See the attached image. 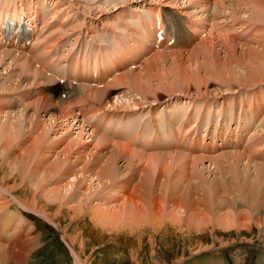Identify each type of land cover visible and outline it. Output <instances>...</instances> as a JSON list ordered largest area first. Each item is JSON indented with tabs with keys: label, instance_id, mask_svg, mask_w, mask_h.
I'll return each mask as SVG.
<instances>
[{
	"label": "bare ground",
	"instance_id": "1",
	"mask_svg": "<svg viewBox=\"0 0 264 264\" xmlns=\"http://www.w3.org/2000/svg\"><path fill=\"white\" fill-rule=\"evenodd\" d=\"M91 1H94V0H91ZM115 1H116V4H114L111 12L112 13L117 12L122 15H127L130 11V9L128 11V8H130L131 6L136 7L137 9L136 11L138 12L139 8L143 7V5L151 4L154 1L161 2L162 0H153L152 2H150L149 0H108L107 2L105 1L106 2L105 5L107 4L108 6L109 4H112ZM163 1L172 2L174 0H163ZM194 1L196 0H187L186 2L193 3ZM203 1L207 2V0H203ZM37 2L38 0H33V3H37ZM186 2L184 3L181 2L182 6L186 5L187 4ZM11 3L12 2H9V4L1 6L0 21L4 17H7V16H12L19 20L20 16L24 14L25 12L33 11L32 14H34L33 8H29V7L26 8L22 3H20L19 6H17L16 4H11ZM9 5H10V8L8 9ZM240 5L244 6L245 8L244 10H250L251 12V15L248 16L247 18L248 19V21L246 22L247 24L244 23V21L239 20L241 21L239 27L243 28L242 33L244 34L246 31H250V35L251 33H253L254 35V37L250 36L249 34H248L249 37L246 35L244 37L245 43H241L240 41L235 42L234 40H232L233 38L238 39L240 36L237 34L235 35V33L231 35V39L225 38L224 36L220 37L218 36V34L216 35L214 33H210L206 38L202 39L198 47H196L191 53H186V55L183 53L177 54V55H174L173 59L168 58L169 55H165V54H157L149 58L145 62V64L142 65L140 69L131 71L122 78L123 85L125 83L132 91L135 92V95L137 96L136 99H132V102L128 101V104H124V103H127L126 101L119 102V100H121L122 97H114L116 98V102H115L116 104H113L111 102L112 94L111 92H108L106 89H95V90H92L91 92H87V90L85 89V94L88 97L93 98L94 101L100 102L102 105L104 104V101H106V105H110L111 107L114 106L115 111H117L118 113H125L126 116H128V114L130 115L126 107L140 109L143 107L144 104H146L148 105V108H149V112L147 115H149L150 121H152L151 116H153V111L155 110L156 106L160 103L170 104L172 100H176V101L183 100L184 98L186 99L191 95H199V96L210 95L211 96L210 98L214 102H216L215 99L217 97H219L220 99L222 98L224 99L225 97L232 96L234 99V104L232 106L222 104V106L220 107L222 111L221 117L223 119L226 118L225 120L227 121V123L236 122L240 124L241 122H244L246 126L248 124L249 127H251V125H253L254 123H259L261 121L263 123L264 122V93H263L264 92V27L258 26L257 25L258 21L256 19L264 22V0H230V1L222 0L221 4L219 3L218 6L216 7L215 17L220 15L221 13L220 11L222 10H219V9H221V6L223 8V11L226 14L229 13L234 16H238V13L240 11H238L237 8H239ZM86 10L84 11L86 12ZM105 10L107 11V9ZM112 13H108L106 17L104 18H98V20L101 21L103 19H109L112 16ZM94 19H97V18H89L86 20L87 22L90 20L92 21V23L100 22ZM81 31L82 30L80 29L79 32ZM68 33L69 32L65 31L63 32V35H67L69 38L75 35L74 33H69V34ZM51 34L54 35V39L56 40L60 38V37L58 38V36L55 33H51ZM216 36H218L219 39L221 38L220 44H216L213 42L212 39H214ZM74 42H76L75 39H74ZM238 48H240L239 49L240 51H237ZM101 50L102 49L100 47L96 46V49L93 54L97 52L100 53ZM237 52L240 53L238 58L236 57ZM45 53H46V50L42 52L40 55L45 54ZM209 56L212 57V60H209L207 58ZM200 57H202L201 59L204 61V64L200 62L201 59L197 61L196 63L194 62V60H197ZM252 57H255V59H252ZM165 60L167 61L170 60L171 63L175 61H180L179 62L180 66L178 67H176L178 63L173 64L172 80L174 79V81L171 82L170 78H168L169 73L166 71L164 75H166L167 78H164L161 75H155L157 76L158 84H154L155 83L153 79L154 70H155L154 68L155 67L158 68V65L160 67L159 63L160 62L165 63ZM2 64H4V66L7 65L5 67L6 68L5 70L6 72H9V77L11 76L12 78H14L15 76L14 80L18 81L21 84L18 88L32 86V88L34 89L35 87V90H33V92L29 91L30 92L29 95L32 96L30 98L32 100H36V102L32 103L33 108L31 112L39 120H42V119L44 120V118L45 119L47 118L48 121H45V122H48L49 124L46 123V125L48 126L50 125L49 128L54 135L53 138H49L51 140L50 142H53V144L56 145L57 144L56 142L61 141V136L64 135V133L63 134L61 133L60 135H58L59 136L58 137L56 134H54V132L56 131L55 128H60V127L62 128V126L59 125V121H63L62 123H64V121L66 120L68 122L67 125H70L69 127L74 128L75 126H79V128H81L79 129V134L78 136H76L75 139L69 140L70 137L68 135H65L64 137L62 136L63 137L62 140H64L65 144H64V147L61 148L60 152H58V149H57L56 151L52 150L51 151L52 153L50 154L48 153L49 157L51 158H53V156L58 157L59 158V160L57 159L58 161L52 160L50 162V159L48 157L47 160H49L50 165L47 164L48 161H46V164L48 166L45 165V162H44L45 166L39 165L40 162L43 163V161L46 160L47 158L46 156V158L44 159L45 154L43 153V146L40 144L44 139L43 134H40L38 137H36L34 141H32L29 144L26 141L25 144L27 146L24 148L22 153H15L16 150L14 151L15 149L14 146H16L17 143L20 142L21 139L27 135V133L29 135H32V133L36 130L35 129L36 126H34L36 122L34 120H33V125H32L33 127L30 129L29 132H27L26 130L27 133L21 132L23 131L22 129L24 127L22 128L20 125H18L19 122L22 123V121L20 120H24V119H22L21 117H18L16 121L14 119L15 122L11 121L13 119L11 117L12 115H15L17 117V115L20 114V113H17V110H14V108L15 106L17 107V102L22 103V104L23 102H25L24 101L25 95L20 94L18 97H15L14 99H11L13 97L11 98L0 97V116L6 115L8 119V123L10 122V124H12L9 127V129L6 127V129L3 131L4 140L3 139L1 140L3 136L0 137V140H1L0 143L1 142L3 143L1 146V149L3 151L2 150L0 151V158H1L0 169H3V166L5 165L6 162L7 164L10 163L11 164V165L9 164L10 168H12L13 171L17 170L16 171L17 177H21L20 180L23 183V186L27 184V182L24 184V181L27 179L28 181L31 180L30 182H31V185L33 184L32 186L36 187V189H39L37 187L40 184L38 186L36 184L39 178H41L39 180L41 184L43 185L41 186V189L43 188V191L41 190L42 191L41 195H39V193L35 192L34 190L33 191L35 192L33 193L34 200H32V203L31 201L26 202L28 200H26L25 201L26 203H25L14 196L12 189L10 188L4 189V186L2 185L5 182V178L4 179L0 178L1 191L6 192L5 194H8L11 197V200L14 201L15 205L19 206V209L17 211L21 209L23 210L25 209L26 211L30 210L34 212L35 214H37L38 216H40L41 218L46 219L50 224L52 223H53L52 225L56 224L58 228L60 227L61 224L59 225L57 220H60L61 215L62 217L64 216L63 218H65V216H70L72 220L73 219L76 220L77 218L82 219V217L88 216V219L91 220L94 226L98 228L100 227L101 232L107 235H112V233L114 234L125 233V234H131V235L137 233L138 235H141L142 232L144 233L149 230L150 231L152 230L154 231V233L159 234L164 229L166 232L168 230V227L169 229L172 228V226L173 228H175L174 227L175 221L181 223V226L179 229H184L185 227L186 230H190L194 226L191 223L190 225L188 221L193 220L194 222H198L194 224L195 226L199 224V227H201L200 226L202 224L201 221L203 220L205 222L211 221L208 218L207 220L200 219V218H204L206 217V215L213 214V213L210 214L211 212H209L211 207L210 208L208 207V203L212 205V202L214 201H210L209 199L208 201L207 199H205V197L208 198L209 196H212V198L214 199V196L210 194H214L216 192L212 190H207L206 195L208 191H211L212 193H210L208 196H205V197H204L205 194L203 195L202 193L204 202L205 200H207V202L205 203H200L202 202L200 201L197 204H193L192 201H188V202L186 201L187 204H182L183 203L182 199H184L185 197L181 195L180 197L182 198H179L178 195L181 194L180 189H182V191L184 192L183 184L185 185V188L187 187L188 189L192 187L193 185H195L193 184L192 186L189 187L190 183H189V180H186V178L191 177L189 176L191 175V173L188 175L186 174L188 177H185L186 175L185 176L183 175L185 172L183 173L182 169L180 170L181 171L180 173L182 175L180 173H177L176 175H174L173 181H175L176 183H172L171 185H168L169 187L174 186L173 189L176 191L180 190L178 195H177V192L175 191L174 192L175 198H172V200L176 203L175 206L173 207L172 201L167 200L166 202H163L161 196L162 194H165L164 189L167 186L166 184L168 182L167 181L164 182V180L166 179L164 173L158 171L157 169L159 168L158 163L161 159H170L173 162L182 163L183 167L181 168H186L188 164L203 165L205 164V162H210L212 165H214V168H216L218 166V163L220 164L219 161L225 160L228 162V165L226 167L228 169L238 170L241 167L243 168L242 171L245 173V176L236 174L238 178L236 179V177H234L235 176L234 174L233 177L235 178L236 181L239 180V183L241 184L244 183L247 186H249L247 188L252 189V192L248 196L249 198H255L257 193H259V195L261 196V199L264 198V189H262V191H257L255 190L256 187H254L258 184L257 180L255 179L258 176L256 177L255 174L259 175L261 173L262 174L264 173V129L259 128L256 131V133H254V135L250 138L249 142L244 148L242 149L237 148L235 151L222 152V154H219V155L215 154L213 156H200L199 155L195 157V154H191L189 152H187V156L182 155V153L156 154L154 153L153 150H145L139 146L133 145V139L131 140L122 139L127 142L128 148H126L119 144L112 143L103 138H100L93 132L90 133L88 131L89 132L88 134L85 126L79 120H77L78 116L76 112L72 109V102L70 101L74 99L77 94H79V91L71 90V87L67 84H57V83L55 84L54 83L53 85H55V87H54V90L51 92L52 96L50 93L46 94L45 88L47 84L46 82L47 77L44 76L38 70L34 69L32 65L30 64V62L28 61V59L23 56L14 55L10 52H6L0 55V65L2 66ZM235 64H241L240 66H243V67H239V65L237 67H234ZM259 64H261L262 66H258ZM212 65H213V68H212ZM202 66H207L209 68H206V69L204 68L205 70H202ZM15 68L16 70L19 69L23 71L24 73L23 76L25 77L23 80H22L23 76L16 75ZM240 69H242V71H240ZM177 71H181V72H177ZM5 82H8V81L6 80ZM260 82H262L263 85L261 84L257 85ZM36 88H37V91H36ZM120 89L121 91L126 90V88L125 89L120 88ZM11 90H13L11 86L9 87L5 86L3 87V89L0 90V94L2 96H6L4 92L6 91V93H9ZM235 90H238V91L236 92ZM59 91L61 92L67 91L68 98L62 99L61 97H59L58 96ZM175 94H179V95L171 97L172 95H175ZM211 94H215V97L212 98ZM238 95L244 96V98L242 100L237 101L236 96ZM220 102H224V101H220ZM211 108H214V107H211L209 103H206L204 110L209 111ZM118 109H123V110H121L120 112ZM94 112H95V109H92L91 111H89L91 116H94ZM23 114L24 113L21 112V115ZM25 114L28 119L30 118L29 125L31 126L32 118L29 117V112ZM86 114L88 113H85V115ZM143 117H141L139 120H141ZM164 119L167 121L169 120V122L173 123L178 128L179 131H183L185 132V134L192 133L193 131L197 133L199 131V129H196L195 125L192 126L193 124L192 121L185 114L181 115V113L171 111V114L169 115V117L168 115H165ZM130 122L133 123L134 122L133 119L130 120ZM191 128H192V131L189 130ZM12 129L13 130L15 129V132ZM145 130L148 132L147 127L145 128ZM84 132H87L86 133L87 140H85V137L83 135ZM222 133H224L222 130H219V129L214 130V134L217 136L221 135ZM118 140L120 139L114 138L115 142ZM15 142H16V145H13ZM50 142H47V143H50ZM5 145H8V146H5ZM12 145H13V150L10 149L11 148L10 146ZM51 147H52V144H51ZM11 150L12 152L10 155ZM140 150H143L145 153L155 154V155L145 156L140 153ZM5 151L9 153L6 155ZM76 152L77 153L80 152L81 155H77V157L74 160H72L73 158L72 155ZM29 156H33V159L29 160ZM60 158H65V159L62 160ZM69 159H71V165H69V162L66 161ZM35 165L37 167H34ZM77 167L78 169H76ZM13 171L10 170L11 173H13ZM154 171L156 173L157 172L159 173L157 178L154 176L155 175L153 173ZM151 173L153 174V176H151ZM80 176L81 177L83 176V177L81 178ZM85 176H87V178ZM260 177H258V182H259ZM83 178L84 180H82ZM234 178H232L231 182L235 181L233 180ZM224 179H223V182H224ZM85 180L86 181L88 180V182H90L87 185L88 193L84 191L85 183L83 182ZM119 180L120 181L125 180L127 182L119 183ZM226 180L224 183L221 181L222 184H224V186L227 182ZM53 181L55 182L52 183ZM150 181H152V183L155 181V183L150 185ZM94 182L96 183L94 184ZM107 182H109L110 184H108ZM187 182L189 183L188 186L186 185ZM228 182L230 181L228 180ZM236 184L238 185V183ZM81 185L82 187L84 186L83 189ZM114 185L120 188L121 190L120 193L116 191H110L113 189ZM246 185L244 186L245 189H246ZM182 186L183 188H180ZM195 186H194V189H197L199 188L200 185L197 184L198 187L196 188ZM227 186L228 184L225 187ZM241 186L242 185H240V187ZM218 187H219V183H218ZM153 188L155 190L152 191L151 189ZM210 188L211 189L214 188L215 190H217V193H219L220 190L218 189L221 187L216 189L214 186L213 187L211 186ZM228 188L229 187H227L226 191L229 190ZM241 188H243V186ZM194 189L192 190L195 192ZM222 189L225 192V188H223V185H222ZM234 189H236V187ZM237 189L241 190L238 187ZM249 190L250 189H248L246 193L251 191ZM188 191H191V190H188ZM205 191L203 190V192ZM147 192H149V195H150V197L148 196L149 197L148 199L146 196ZM232 192H231V195L237 193L238 191L237 192L234 191L235 193L234 192L232 193ZM185 193H187V190H185ZM242 193L246 195L245 192H242ZM104 195H108V197L106 198V196ZM117 195L118 196L120 195L121 197L118 198ZM221 195L220 197H224L226 194L224 196H221ZM233 196L235 197L236 195H232V197ZM40 197H42V200H41L43 201L42 204H39L40 201H38ZM98 197L102 199L103 201H100V199H97L95 202L91 201ZM220 197L219 196L217 197L219 198L218 201L220 200ZM232 197L231 199H233ZM228 199H230V197ZM257 199H259V197H257ZM48 202L51 204L53 203V204L50 205ZM258 202H261V201H258ZM222 203L224 205L226 204L224 203V200ZM92 204L93 205L95 204V206H93ZM177 204H180V208H179V205ZM216 204H219V203L216 201ZM216 204L214 203V205H212L214 206L212 207L213 209L217 208L215 207ZM262 204L264 206V203ZM4 205H5V202H4ZM53 205L56 206V211L54 213H50L48 211L50 210L48 209V207H50L52 210ZM163 206L165 207L163 208ZM45 207L47 209H44ZM222 207L223 206H221L218 211L222 210ZM178 208L179 210H177ZM1 209L3 210L4 207L3 208L0 207V210ZM4 212H6L5 215L7 214L6 218L4 217L5 219L10 218L12 219V222L16 220L15 219L16 216L14 213L8 214V208L4 209ZM175 212H179V215L177 216V215L172 214ZM166 213L168 216L166 215ZM227 216L229 217V214H227L226 217ZM256 219H257L256 221H258L256 225H258L260 222L261 224L263 223V221L259 222V218H256ZM23 221L24 219L19 222H23ZM193 221L191 222L193 223ZM5 223L8 225L9 221L8 223L7 221ZM225 223H226V226L229 227V229L233 226V223L236 224V222L232 221V218L231 219L226 218ZM244 223H242L243 226H244ZM221 226L223 227V223H221ZM6 227L7 226H4V228L2 227L3 230H1L0 234H3L5 232L8 233L10 228L8 229V227L7 228ZM4 229L6 231H4ZM59 229H61V227ZM82 246H84L82 248L87 247V245H84L83 243H82ZM0 251H1V246H0ZM196 252L198 251L196 250ZM73 257H74L73 259H75L74 261L76 264H84L80 260V255H76L75 253ZM13 259L18 262V260L21 261L24 258L22 259L21 255L17 254L15 255V258Z\"/></svg>",
	"mask_w": 264,
	"mask_h": 264
},
{
	"label": "rangeland",
	"instance_id": "2",
	"mask_svg": "<svg viewBox=\"0 0 264 264\" xmlns=\"http://www.w3.org/2000/svg\"><path fill=\"white\" fill-rule=\"evenodd\" d=\"M75 1L79 7H81L84 10L87 9L86 10V12L88 13L87 19L97 18V19H94L96 21H100V20H98V18H104V17H106V15L108 13H112L111 10L113 9L114 4H116V1H115L112 4H109L108 6H107V4L105 5V3L108 0H103V1L102 0H94V1H91V0H75ZM149 1L152 2L153 0H149ZM25 3L29 4L30 1L25 0ZM99 6H100V8H99ZM110 6H111V8H110ZM102 7H103V9H102ZM105 9H107V11ZM244 9L245 8L243 5H240L239 8H237V10L240 11L238 13V16L242 17L241 20L244 21V23H246L248 21V19H247L248 16L251 15V12H250V10H244ZM103 10H104V12H103ZM45 13L46 14L50 13V10L47 7H45ZM244 15H246V16H244ZM256 20L258 21L257 22L258 26L264 27V22L259 21L258 19H256ZM86 22H87V20H86ZM88 23L95 24V23H92V21H90V20L88 21ZM240 23H241V21H237L238 26H240ZM242 32H243V28H241L240 33L236 32L235 35L236 34L241 35V34H243ZM218 36L222 37V35H219V34H218ZM218 36H216L214 39H212L213 42L216 44H220L221 38L219 39ZM250 36L254 37L253 33H251ZM238 39H236L237 42L240 41L241 43H245L244 38H240L239 40ZM87 42H88V36L84 35L81 38V44L79 46L80 49H82L83 51L88 50L89 46L87 45ZM66 45L70 48L68 42H66ZM254 47H255V45H254ZM219 48H220V46H219ZM211 49H212V47H211ZM239 49L240 48H238L237 51H240ZM212 52H214V51H212ZM239 54L240 53L237 52V56H236L237 58L239 57ZM173 57L169 56L168 58L173 59ZM202 57H200L197 60H194V62L196 63ZM207 58L209 60H212V57H210V56ZM252 59H255V57H252ZM179 62L180 61H175V62L171 63L170 60L169 61L165 60V63L160 62L159 63L160 67L158 65V68H156V67L154 68L155 69L154 70V77H153L154 82H155L154 84H158L157 76H155V75H161L162 77L167 78V76L164 75V73H166V71L169 73L168 78H170L171 82L174 81V79L172 80L173 64L178 63L176 66V67H178V66H180ZM200 62L202 64H204V61L202 59L200 60ZM163 64H164V66H163ZM238 65H239V67H243V66H240L241 64H235L234 67H237ZM6 66L7 65L4 66V64H2V66L0 65V90L3 89V87H5V86L6 87L11 86V88H13V90H11L9 93H6V91H5L4 94H6V96H2L0 94V97H3V98L13 97L11 99H14L15 97H18L20 94L25 95V99H24L25 102H23V104L21 103L19 108H17L16 106L14 108V110H17V113H20V114L17 115V117L15 115H12L11 117L13 119L11 121H14V119L16 121V119H18V117H21L22 119H24V120H20V121H22V123L19 122V120H18V122L20 123V124L18 123V125H20L22 128L24 127L22 129L23 131H21L23 133H25L26 130H27V132L30 131V129L33 127L32 126L33 120L36 122L34 125V126H36V128H35L36 130L32 133V135H29L26 132L27 135L24 137L22 136L23 138L21 139L20 142L17 143V145H16V142L13 144V145H16V146H14L15 147L14 151L16 150L15 153H22L24 148L27 146L25 144L26 141L29 144L32 141H34L36 139V137H38L40 134H43L44 139L42 138L43 141L40 144L43 146V153L45 154L44 159L46 158V156H47V158H46V160L43 159L44 160L43 163L40 162L39 165H42V166H45L47 164L50 165V162L52 160L58 161L59 158L56 156L55 157L53 156V158H51V157H49L48 153L50 154V153H52L51 152L52 150L56 151L57 149H58V152H60L61 148H63L64 144H65L64 140H62L63 137L65 135H68L70 137L69 140L75 139L76 136H78V134H79V129H81V128H79V126H75L74 128L69 127L70 125H67L68 122L66 120L64 121V123H62L63 121H59V125H61L62 128L61 127L55 128L56 131L54 132V134H56L58 136L61 133L62 134L64 133V135H62L63 137L61 136V141L56 142L57 143L56 145H54L53 142H50L51 140L49 138H53L54 135L49 128L50 125L49 126L46 125V123L49 124L48 122H45V121H48L47 118L45 119L43 117L44 120L43 119L39 120L31 112V110L33 108L32 103L36 102V100H32L30 98L32 96L29 95L30 94L29 91L33 92V90H35V87H34V89L32 88V86L18 88L21 84L18 81L14 80L15 76H14V78H12L11 76L9 77V72H6V70H5ZM258 66H262V65L259 64ZM204 68L206 69L209 67L202 66V70H205ZM212 68H213V65H212ZM163 71H165V72H163ZM240 71H242V69H240ZM15 72H16V75H18V76H23V74H24L22 70H19V69L16 70V68H15ZM177 72H181V71H177ZM4 74H6V75H4ZM24 78L25 77L23 76L22 80ZM6 80L8 82H5ZM24 83H26V82H24ZM260 84L263 85L262 82L258 83L257 85H260ZM217 85H218V83H217ZM235 91L237 92L238 90H235ZM235 91H233V92H235ZM177 95H179V94L172 95L171 97H174ZM211 95H212V98L215 97V94H211ZM51 96H52V94H51ZM120 101H127V99L123 100V98H121V100H119V102ZM172 101H176V100H172ZM111 102L113 104H116L115 103L116 99H114L113 96L111 98ZM206 103L207 102L203 103L200 108H202L204 110ZM17 104H18V102H17ZM103 105H106V101H104ZM178 105H184V102L179 103ZM195 106H196V104H195ZM109 107H111V106H109ZM163 108L166 109L165 107L160 106L157 111L160 112ZM216 109L219 110L218 108H216ZM26 110H27V112H26ZM21 112L24 114L21 115ZM28 112H29V117L32 118L31 119V126L29 125L30 124V118L28 119L26 117V114H25ZM182 114L184 115V113H181V115ZM208 114H209V111H207L205 113L203 119H207L208 116L210 115V114L209 115ZM220 114H221L220 116H222L221 109H220ZM187 117H189V116H187ZM6 119H7L6 115L0 116V125H1L0 126V137L3 136V138H1V140L2 139L4 140L3 131L6 129V127L9 129V127L12 125V124H10V122L8 123V119L7 120ZM219 120L220 121H218L217 123L216 122L212 123L209 126V128L213 129V127H215L216 124H219V125L223 124V122H224L223 119L220 118ZM192 123H193L192 126L195 125L196 129H199L198 123H196V122L194 123V121H192ZM13 131L15 132V129ZM202 131H203V128H202ZM87 132H88V130H87ZM87 132H84V134H83L85 137V140H87V136H86ZM192 133H195V131H193ZM88 134H89V132H88ZM47 142H50V143H47ZM5 143H6V141H5ZM2 144L3 143L1 142L0 143V151L2 150L1 149ZM51 144H52V147H51ZM13 145L10 146L11 147L10 149H12V150H13ZM53 145H54V147H53ZM5 146H8V145H5ZM12 150L10 151V155H11ZM85 151H87V150H85ZM6 152L7 151H5V154L7 155L9 152H7V153ZM77 155H81L80 152L74 153L72 155L73 156L72 160H74L77 157ZM48 157L50 159V162H49V160H47ZM31 159H33V156H29V160H31ZM60 159L64 160L65 158H60ZM0 161H1V158H0ZM46 161H48L47 164H46ZM66 161H68L69 165H71V159L66 160ZM44 162H45V165H44ZM219 162H220V164L218 163V166L216 168H214V165H212L210 162H205V164H203V165H201V164H199V165L188 164L186 168H181V167H183L182 163L173 162L170 159H161L159 161V163H158L159 168H157V169H158V171L164 173V175L166 177L164 182H166V181L168 182L166 184L167 186L166 185H165L166 187L164 186L165 187V189H164L165 194H162V196H161L163 202H166L167 200H169V201H172L173 207L175 206L176 203L172 200V198H175L174 192L176 190L173 189L174 186L169 187L168 185H171L172 183H176L175 181H173L174 175H176L177 173H180L181 172L180 170L182 169L183 173L185 172L183 174L184 176L186 174L188 175L191 173V175H189L191 177H188L187 175L185 176V177H188V178H186V180H189V183H190L189 184L187 182L186 185L188 186V184H189V187L192 186L193 184L196 185V186L193 185L189 189L186 187L187 188L186 189L185 185L183 184L184 188H183V186L180 188H183L184 192L182 191V189H180L181 192H180V190L176 191L177 195L179 194V192L181 193L180 195H178L179 198H182V197H180L181 195L185 197V198L183 197L185 199V201H184V199H182V202H183L182 204H187L186 201L187 202L192 201L193 204H197L200 201H202L200 203H205V202H207L208 199L210 201H214V202H212V205H214V203L216 204V201L219 203V204L215 205V207H217L215 209L212 208L214 206H212V205H210V203H208V207L209 208L211 207L209 212H211L210 214H212V213L213 214L212 215H206V217L200 218V219H206L207 220V218H208L211 221H206V222L204 220L201 221L202 222V224L200 225L201 227H199V224H197L195 226L194 223H198V222H194L193 220H191V221H193V223L191 221H188V223L189 224L191 223L195 228L192 227L191 228L192 230L191 229L186 230L185 227H184V229H179L181 226V223L175 221L174 227L176 229L173 228V226L170 229L168 227L169 231L167 230L165 232V229H164L159 234L154 233V231H152V230L151 231L149 230V231H146L144 233L142 232L141 235H138L137 233L133 234V235L125 234V233H119V234L118 233L117 234L112 233V235H107V234L101 232L100 227L98 228V227L94 226V224L91 222V220L88 219V216L82 217V219L77 218L76 220L75 219L72 220L70 216H65V218H63L64 216L62 217V215H61L60 220H57L59 225L61 224L60 225L61 229H59L60 227L58 228L56 224L55 225H52L53 223L50 224L46 219L41 218L40 216H38L37 214H35L34 212H32L30 210L26 211L25 209L24 210L21 209V210L17 211L19 209V206L15 205L14 201L11 200V197L8 194H5L6 192L1 191V188H0V194H1L0 195V207H2V208L4 207V209L8 208V214L14 213L16 216L15 219L17 220L16 221L14 219L17 222L16 223L14 220H13L14 222H12V219H10V218L5 219L6 215H7V214L5 215L6 212H4V209L0 210V233H1V230H3L4 226H7L8 229L10 228L8 233L5 232L3 234H0V239L2 238L0 240V246H1L0 264H76L74 261L75 259H73L74 258L73 255H75V253H76V255H80V260L84 264H264V214H263L264 213L263 212L264 206L262 204V203H264V198L261 199V196L259 195V193H257L255 198H249L248 196L252 192V189L247 188L249 186H247L244 183L243 184L239 183V180H237V181L235 180L234 177H236V179H238L236 174L241 175V176H245V173L242 171V169H243L242 167L239 168L238 170L228 169V168H226L228 165L227 161L221 160ZM9 164L10 163L7 164V162H6L5 165L3 166V169H0V178H2V179L5 178V182H4L5 184L3 182H1V183H3L2 186H4V189H6V188L12 189L14 196L17 197L19 200H21L23 202L28 200L26 202L31 201V203H32V200H34L33 193L38 192L39 195H41V192L43 191V188L41 189V186H43V185L41 184V182L39 180L41 178H39L38 181L36 182L37 186L40 184L37 187L39 189H36V187L32 186L33 184L31 185V182H30L31 180L28 181L27 179H26L27 181L26 180L24 181V184L26 182H27V184L25 186H23V183L20 180L21 177H17V172H16L17 170L13 171L12 168H10L11 164L10 165ZM37 166H38V164H37ZM37 166L35 165L34 167H37ZM133 168H134V166H133ZM76 169H78V167ZM10 170L13 171V173H11ZM86 171H88V170H86ZM153 173L155 174L154 176L157 178L159 173L158 172L156 173L155 171ZM234 174H235V176H234ZM263 175H264V173L263 174L261 173L259 175L255 174L256 177L261 176L259 178V182H258V177L255 178L257 180L258 184L254 187H256L255 190H257V191H262V189H264V176ZM78 176H79V174H78ZM151 176H153L152 173H151ZM224 176H226V177H224ZM85 177L87 178V176H85ZM155 177H154V179H155ZM84 178L82 180H84ZM222 178L223 179L225 178L224 182L226 179H227L226 180L227 182H228V180L231 182L232 178H234L233 180H235L234 181L235 183L233 181L232 182L235 184V186L232 182H231V184H230V182H228V183L226 182L225 186L228 184L227 187H229L228 188L229 190H227L228 191L227 192L226 191L227 187H225L224 184H222V182H223ZM80 179H79V181H80ZM220 179H222V180H220ZM120 180H119V183L127 182L125 180H122V181H120ZM54 182L55 181H53L52 183H54ZM217 182L219 183V187H221V188L218 187ZM83 183H85L84 191H86V193H88L87 185L90 182H88V180L87 181L85 180ZM95 183L96 182H94V184ZM107 183L110 184L109 182H107ZM153 183H155V181ZM153 183H152V181H150V185H152ZM236 183H238V185ZM80 184H81V182H80ZM197 184L200 185L199 188L194 189V186H195V188L198 187ZM211 184H213V185H211ZM209 185H210V187L214 186L216 189L219 188L218 190H220L222 195L220 192H219L220 194L217 193V190H215L214 188L211 189L209 187ZM215 185H217V186H215ZM222 185H223V188H225V192H227L228 194L224 192V190L222 189ZM240 185H242L243 188H241L242 186L240 187ZM245 185H246V189L244 188ZM81 187H82V185H81ZM83 187H82V189H83ZM235 187H236V189L238 187L241 190H239V189L236 190V189H234ZM118 188L119 187H116L114 185L113 189L110 191H116V192L120 193L121 190H120V188L119 189ZM192 189H194L195 192ZM242 189L243 190L245 189V190L243 191ZM248 189H250L251 191L249 190L250 192L246 193V191H248ZM34 190H35V192H33ZM151 190L153 191L155 189L153 188ZM185 190H187V193H185ZM188 190H191V191H188ZM203 190L204 191L206 190V191L203 192ZM207 190H212V191L216 192L217 195L214 192H213L214 194H210V193H212L211 191H208V193L206 195ZM222 190H223V192H222ZM232 191L233 192L238 191L237 192L238 194L234 192L235 194H232V195H236V196L232 197V195H231ZM239 191H240V193H239ZM242 192H245L246 195H244V193H242ZM202 193H203V195L205 194L204 197L208 196L209 194L213 195L214 199L216 198L217 200L215 199L216 200L215 201L212 198V196H209L208 198L205 197V199H207V200H205V202H204ZM223 193H225L226 195ZM199 194H200V196H199ZM220 195L221 196L225 195L224 196L225 198L220 197ZM242 195H244V196H242ZM104 196H106V198L108 197V195H104ZM146 196H147V199L150 197L149 192H147ZM218 196L220 197L221 201L220 200L218 201V199H219V198H217ZM99 197L95 198L91 201L95 202L97 199L101 198V197L100 198ZM117 197L119 198L121 196L117 195ZM226 197H227V199L230 197V199L227 200ZM231 197L233 199H231ZM257 197H259V199H257ZM221 198H223V199H221ZM41 200H42V197H40L38 199V201H40L39 204L43 203V201H41ZM223 200H224V203H226L227 205L226 204L224 205L222 203ZM257 200L261 201V202H258ZM100 201H103V200L100 199ZM4 202H5V205H4ZM49 204L52 205L53 203L52 204L49 203ZM167 205H168V203H167ZM177 205H179V208H180V204H177ZM93 206H95V204ZM221 206H223L222 210L218 211ZM224 206H225V208H224ZM52 207H53L52 210L50 207H48V209H50V210H48L50 213H54L56 211V206L53 205ZM164 207L165 206H163V208ZM179 208L177 210H179ZM44 209H47V208L45 207ZM214 211H215V213H214ZM16 213L18 216L16 215ZM172 214L178 216L179 212H175ZM227 214H229V217L228 216L226 217ZM166 215H167V213H166ZM226 218H230V219L232 218V221L236 222V224L233 223V226L230 229L228 226H226V223H225ZM256 218H259V222L263 221V223L261 224V222H260L258 225H256L258 223V221H256L257 220ZM23 219H24L23 222H19V221H22ZM6 221H7V223L9 221V223H11V224L8 223V225H7L5 223ZM188 223H186V224H188ZM221 223H223V227L221 226ZM242 223H244V226ZM235 225H237V226H235ZM197 227H199L201 229H199ZM23 230H25V231H23ZM4 231H6V230L4 229ZM195 231H197V232H195ZM20 234H21V236H20ZM64 236H65V238H64ZM81 242L84 245H87V247L82 248L84 246H82ZM202 245H204V246H202ZM71 247L74 249H72ZM196 250L198 252H196ZM17 254L21 255L22 259L23 258L24 259L21 261L18 260V262L16 260H14L13 258H15V255H17Z\"/></svg>",
	"mask_w": 264,
	"mask_h": 264
}]
</instances>
